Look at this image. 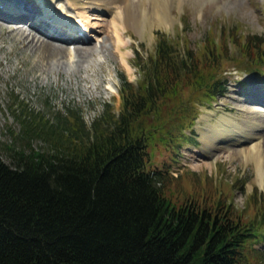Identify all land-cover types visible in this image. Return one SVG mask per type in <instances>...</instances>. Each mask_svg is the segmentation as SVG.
I'll use <instances>...</instances> for the list:
<instances>
[{
	"label": "trees",
	"instance_id": "16d2710c",
	"mask_svg": "<svg viewBox=\"0 0 264 264\" xmlns=\"http://www.w3.org/2000/svg\"><path fill=\"white\" fill-rule=\"evenodd\" d=\"M237 29L215 34L210 27L194 47L158 30L152 52L134 49L135 82L118 71L120 108L105 101L89 124L79 107L52 120L25 110L22 132L48 133L50 143L26 141L27 148L10 147L11 162L0 157V264L261 261L252 246L264 240L260 192L240 210L226 193L208 201L179 197L166 161L149 166L157 145L171 148L176 160L183 141L198 143L197 104L225 94V61L264 74V35Z\"/></svg>",
	"mask_w": 264,
	"mask_h": 264
},
{
	"label": "rangeland",
	"instance_id": "374dc122",
	"mask_svg": "<svg viewBox=\"0 0 264 264\" xmlns=\"http://www.w3.org/2000/svg\"><path fill=\"white\" fill-rule=\"evenodd\" d=\"M30 1L34 7L31 12L27 11L29 19L32 20L35 13L33 18H43L41 22L44 25L60 26L56 33L62 32L66 37H52L59 49L51 48L50 54L43 56L42 43L32 39V35L25 36L26 33L17 28L22 24L27 27V32L35 31L29 22H5L11 23L14 30L0 23V157L7 162L12 159V145L27 148L26 141L34 147H46L50 143L44 138L48 133L31 135L30 132L27 136L22 132L20 119L25 110L42 113L52 120L59 110L79 107L87 124L102 109L105 101L118 110L119 69L135 82L138 70L133 63L134 49L143 55L152 52L158 30L179 37L180 46L185 40L184 43L190 47L201 43L210 27L217 34L223 27L237 24L241 33L264 35V0H165L166 6L161 7H158L160 0L155 4L154 0H134L131 4L118 0L116 9L124 13L123 19L120 15L113 19L114 12L91 3V0ZM16 4L14 0H0V13L19 15ZM62 7L65 9L62 14H75L72 21H52L44 15L54 13L59 16ZM155 7L165 15L161 18L156 15ZM76 15L90 16V21L86 22L89 27H83ZM64 21L67 24H63ZM67 27L76 34L80 28H86L87 39L69 36ZM229 45L230 51L237 54L235 45L232 42ZM225 63L223 74L228 76L225 94L211 104H197L199 113L193 127L198 143L183 141L176 160H173L171 148L157 145L154 153L151 152L149 166L166 161L163 167L166 175H175L173 180H179V197L198 196L208 201L210 197L216 199L215 196L223 197L226 193L227 201L240 210L248 207L246 201L254 190L260 192L264 200V176L261 180L258 166L260 162L264 168V144L259 160L256 155L248 156L240 151L241 143L236 139L244 136L243 130H247L249 125L259 124L256 130L260 135L258 139L264 140V74L258 76ZM20 107L24 111L21 112ZM222 117L243 130L234 127L232 133H220L216 144H213L208 133ZM252 246L262 251V260L249 255L247 264H264V240L253 241Z\"/></svg>",
	"mask_w": 264,
	"mask_h": 264
},
{
	"label": "bare ground",
	"instance_id": "6f19581e",
	"mask_svg": "<svg viewBox=\"0 0 264 264\" xmlns=\"http://www.w3.org/2000/svg\"><path fill=\"white\" fill-rule=\"evenodd\" d=\"M14 1L16 3H18V5L16 4L18 7H15V8H17V10H19V15H13L11 13H8L9 11H4V12H6L8 14L7 15H5V14L3 15V14L0 13V19L4 21V22L0 21V23L2 24V23H5V22H13V20H17L18 22H19V20H24L25 22H29L30 25L33 28H35V31L33 30L34 32L33 31H28L27 32V27L25 25H22V24H19L17 26V28L19 27L18 30H20L22 32H25L26 33L25 36L26 35L27 36L28 35H32V39H34V40L36 39V41H39V43H42L41 44L42 46H40V48L42 49L41 54L43 56H45V54L49 55L51 48H55V49L58 48L59 49L58 45L56 44V41L52 40V37H61V36L66 37V35L63 34L62 32L56 33L57 32L56 29H61L60 26L55 27L56 25L55 26H53V25H44L42 23L43 22L42 20H44L43 18H38V17L33 18L35 13H33V15L31 16L32 20H30L28 14H27V11L31 12L32 8L34 7L33 2L30 1V0H14ZM116 1H118V0H91V3L92 2L97 3L96 5L101 6L102 8H106V10H109L111 12H114L113 19H115L119 15L122 16L124 14V13L123 14L119 13L118 10H117L118 8L116 9V7H117L115 5ZM123 1L125 2V0H123ZM140 1H142V0H140ZM126 2H127V4L128 3L131 4L132 2H134V0H126ZM155 2H158V1L154 0L153 4H155ZM167 4H168V2H167ZM161 6H166L165 5V0H160L158 2V7H161ZM6 7L7 8H11V7H13V5L11 7L6 5ZM158 7H155V8H157L156 11H155V14L160 16V18H161V15L164 16L165 13L159 11ZM2 10L3 9H1V11ZM64 11H65V9L62 7L61 11H60V15L57 18H60V16H63L62 13ZM165 11H167V10H165ZM123 12H124V10H123ZM73 15H75V14L72 13V12H68V21L69 22L73 20L72 19ZM76 16L81 19L80 24H82V26H84L86 28L89 27V25L86 22L90 21L89 20L90 16H88V18H86L87 16L86 17H82V15H76ZM120 18L123 19V16L120 17ZM34 20H35V22H34ZM37 20H39V22ZM20 22H23V21H20ZM47 22L51 23L50 21H47ZM5 26H7L11 30L15 29V27H12L11 23H7V24L5 23ZM67 28L71 29V30L68 29L67 30L68 32L66 31L69 34V36H73L76 39H79L80 36H82L80 34L79 35L76 34L75 31H73L72 28H70V27H67ZM86 28L83 29V32L88 34V31H87ZM30 30H32V29H30ZM46 36H51V38H48ZM228 121H230L228 118L222 117L217 124L211 126V128L209 130V133L207 132L209 134V136L211 137V139H210L211 143L216 144V142H217L216 139H217V137H218V135L220 133H222V134L232 133L234 131L233 130L234 127H237L238 130H243L241 127L235 125L234 122H228ZM259 126H260L259 124L249 125L247 127V130H243V131H245L244 136L243 137L238 136V137H236V139L241 143L240 144V151H242L243 153H245L248 156L256 155L259 158V160H260V155H261L260 153L262 152L261 149H262V145L264 144V140H260V138L258 139V137H260V135H259V132H257L256 130H257V128ZM258 166H259V175H260V178L262 180L263 176H264V168H263V166L261 165L260 162H258Z\"/></svg>",
	"mask_w": 264,
	"mask_h": 264
}]
</instances>
